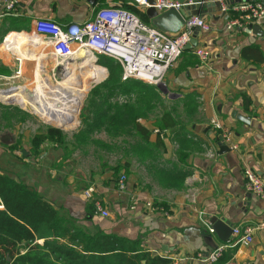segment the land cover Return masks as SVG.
Instances as JSON below:
<instances>
[{
  "label": "crops",
  "instance_id": "obj_1",
  "mask_svg": "<svg viewBox=\"0 0 264 264\" xmlns=\"http://www.w3.org/2000/svg\"><path fill=\"white\" fill-rule=\"evenodd\" d=\"M8 1L0 0V72H14L19 57H23L16 48L7 47L13 33L31 35L40 18L62 26L83 23L93 19L100 8L122 5L123 0H15L12 14L3 15ZM219 1L205 0L198 9L212 30L194 32L197 45L211 50L210 63L194 53L196 45L183 51L163 83L131 79L126 84L124 94H129L130 87L144 88L149 102L159 105L154 119L139 107L136 123L147 133L136 131L138 141L131 144L153 171L154 181L141 185L126 172L124 190L117 189L115 183L111 188H98L94 199L110 212L105 217L88 208L93 201L74 181H62L52 167L57 158L52 165L37 164L31 170L30 158H20L16 150L13 153L20 161L9 162L11 176L36 188L63 216L80 220L89 233L116 234L128 246L172 259L174 264H264V230L255 233L250 246H228L215 262L198 257L234 240L222 241L209 230L214 216L226 219L232 227L255 225L264 219V198L245 188L244 177L245 167L250 166L264 180V19L253 23L260 25L261 35L248 32L251 23L246 21L242 28L227 31L228 20L241 13L230 10L227 17ZM40 51L48 62L55 60L50 47ZM23 61L25 68L27 58ZM37 68L35 61L33 74ZM112 97L108 100L112 104L110 116L117 114L116 106L123 107L121 112L128 115V105L115 104ZM133 107L138 110L137 105ZM214 117L231 131L238 150L212 126ZM0 172L4 173L1 168Z\"/></svg>",
  "mask_w": 264,
  "mask_h": 264
},
{
  "label": "rangeland",
  "instance_id": "obj_2",
  "mask_svg": "<svg viewBox=\"0 0 264 264\" xmlns=\"http://www.w3.org/2000/svg\"><path fill=\"white\" fill-rule=\"evenodd\" d=\"M132 7L135 8L134 6ZM137 10V15L142 17L145 9L141 8L140 10L138 8ZM9 42L6 43L8 48ZM28 46H24L29 48L24 52L18 51V49L21 48L19 47L17 53L27 52L30 57L32 55H35V57L30 59L23 56L24 58H27L24 74L22 78L15 82V84L26 86L30 91L29 95L25 93V91H18L21 99L24 100L25 106H22L18 101L5 102L0 97V168L2 171L10 176L12 175L9 171V162L11 163L15 160L20 161V159L16 157L17 155H14L13 153L18 150L20 158L26 159V156L30 158L28 168L31 170V166L35 167L37 164L43 166L52 165L54 158H57L54 162L55 166H52L53 169L59 176L61 175L63 177L62 181H74L72 183L76 184L77 188L83 189L82 191L85 196L86 190L90 187H93L97 192L98 188H111L113 185L112 183H115V187L120 189V179L118 182L116 181L119 175L126 177L124 184L127 186V173L135 176L138 183L141 185H147L154 181L155 177L153 171L146 167L147 162H144L145 160L140 158L142 155L139 156V151L136 150L137 147L134 146L133 148L135 149H133L131 146L132 143H137L139 138L134 129L129 127L125 128L123 126L115 128V126L109 125V116L108 119L106 118V122L102 125L95 124L89 129L86 127L87 121L89 120L90 122L97 112L96 106L104 101L103 98L109 97L108 90L103 87L109 75L107 68L94 62L95 64L104 67L106 73L102 71L95 73L97 70L94 68L77 69V66L82 61L76 58L68 61V64L70 63V68H65V72L67 73L65 75L62 67L53 69L56 66L55 60H49L48 62L46 55L43 53L40 54V50L45 47L43 44H33ZM41 59H43V61ZM35 61L36 65L39 67V73L35 80H33ZM73 72H75V76L73 75ZM0 73L1 75L6 76H12L14 74L13 71ZM66 77L69 80L74 77L72 79L71 88L67 92V98L65 95L57 93L59 87V84L57 83H63ZM75 78L77 80H75ZM86 78H88V81H86ZM37 79L40 80V84H42V82L46 83L47 80L50 81L51 84L49 83V85L52 90L49 91L46 89L45 91H40V101L45 99L51 100L59 111L66 112L65 116L61 112L62 118L60 120L55 121V118L51 119L39 115L34 111L37 110V108L33 106V101L31 100L36 97V90H38ZM7 82L9 85L12 84L11 80H8ZM5 88H9V86H0V89ZM142 89L144 91V88ZM96 90H98V92H96ZM131 91L132 94H124L122 92L113 94L112 96L114 100L111 102L120 105H137V113L139 112V107L143 106L141 109L145 113L150 114L151 119H154V114L157 115L159 111V105L153 101L149 102V94L145 95L143 91L136 88ZM111 94L112 92L110 91V98ZM1 96L7 95L2 93ZM29 97H31V100ZM144 101H147V104L142 103ZM2 106L9 110H6ZM67 107L68 109L65 110ZM42 113L50 115L56 114V117H58L57 113L51 114L48 113V111H42ZM108 114L109 112H107V115ZM52 128L60 130L63 134V138L58 137L54 141H49L51 138L49 137V139H44L39 145H37L36 136L38 133L43 131L46 133ZM7 138L8 140H6ZM163 151L164 150L160 152L161 157ZM30 152H33L34 155H30ZM161 161L163 162V160ZM36 169L40 168H35L34 170ZM45 171L47 174V170ZM12 177L16 178L14 176ZM160 190L161 188L158 189V191ZM95 197L96 196L94 195V198ZM75 223L77 227L82 228L85 232H90L86 226L81 224L80 220H76Z\"/></svg>",
  "mask_w": 264,
  "mask_h": 264
},
{
  "label": "built area",
  "instance_id": "obj_3",
  "mask_svg": "<svg viewBox=\"0 0 264 264\" xmlns=\"http://www.w3.org/2000/svg\"><path fill=\"white\" fill-rule=\"evenodd\" d=\"M15 2V0L7 2L3 15L12 14ZM220 2L222 12L227 17L230 10L241 13L240 17L228 20L227 31L232 32L242 28L245 21L253 24L256 20L264 19V0H220ZM130 3L136 8L147 9L153 6L159 12H163L172 8L181 10L187 6L203 5L205 0H155L153 4L150 0H130ZM196 29L207 33L212 30V26L203 16L197 14L186 17L185 26L177 33H168L145 22L136 13L118 4L100 8L93 19L83 23L62 26L49 18H40L35 22L34 32L29 34L42 37L43 45L51 48L55 58L56 66L53 69L62 67L65 75L66 66L70 68L68 61L75 59L74 57L83 51L85 55L92 56L95 63H99L100 55L117 60L122 66L123 81L136 79L146 83L161 84L167 72L181 58L185 46L190 42ZM194 53L201 61L210 63L212 52L206 46L197 45ZM23 60V57H19L12 76L0 74V86H9L0 89V97L2 93L8 96L6 99L1 97L5 102L13 101L19 86H24L15 84L23 77ZM8 80H12V84L9 85ZM211 124L221 131V137L231 144L232 149L238 150L231 131L217 117L212 118ZM244 177L245 188L252 194L264 198L263 178L250 166L245 167ZM125 181L126 177L121 176V190L126 188ZM85 194L89 200L95 202L97 213L105 217L109 216V212L94 199L93 187L88 188ZM209 230L213 233L211 226ZM261 230H264V219L255 225L235 226L232 243L216 247L207 256L200 253L198 257L208 262H215L228 246L252 245L255 242V233Z\"/></svg>",
  "mask_w": 264,
  "mask_h": 264
},
{
  "label": "trees",
  "instance_id": "obj_4",
  "mask_svg": "<svg viewBox=\"0 0 264 264\" xmlns=\"http://www.w3.org/2000/svg\"><path fill=\"white\" fill-rule=\"evenodd\" d=\"M122 6L138 14L137 8H133L129 0H123ZM140 18L149 23L145 14ZM98 62L109 72L103 85L108 90L109 97L103 98L104 101L96 106L97 112L90 122L87 121V129L95 124H104L109 116V125L115 128L123 125L146 135V128L136 123L135 107L125 106L128 109L127 115L122 113L123 107L116 106L115 117L107 115L112 108L108 101L109 92H112L111 96L115 93H127L126 84L131 79L121 82L122 66L114 58L100 55ZM100 65L94 64L93 68L97 72L106 73L105 68ZM131 90L132 87L129 94ZM58 137L63 138V134L56 128L46 133L39 132L36 144L39 145L44 139L54 141ZM120 178L119 175L116 181ZM88 208L95 210V202ZM75 221L73 217L63 216L36 188L0 172V264H174L172 259L153 256L136 249L137 247L128 246L116 234L85 232L77 227ZM40 240L43 242H39Z\"/></svg>",
  "mask_w": 264,
  "mask_h": 264
},
{
  "label": "bare ground",
  "instance_id": "obj_5",
  "mask_svg": "<svg viewBox=\"0 0 264 264\" xmlns=\"http://www.w3.org/2000/svg\"><path fill=\"white\" fill-rule=\"evenodd\" d=\"M11 38H12V40H11ZM11 40V41H10ZM42 37H40V36H37V35H27V34H24V33H19V32H15V33H13V35H11V37H8V42H9V48L10 49H12L13 50V48H16V49H18L19 47H21L20 49H18V51H20V52H24L25 50H27V49H29L28 47V45H33V44H44L43 42H42ZM28 46V47H24V46ZM30 53H32V52H30ZM43 54H45V53H43ZM22 56H26L27 58H30V59H33L34 57H35V55H32L31 57L28 55V53L27 52H25V53H22L21 54ZM31 55V54H30ZM43 57H45V56H43ZM75 59L77 58V59H80L82 62L77 66V69H83V68H93V65L95 64L94 63V58L92 57V56H87V55H85V53L83 52V51H81V52H79V54L78 55H76V57H74ZM30 59H28V60H30ZM74 60V59H73ZM62 64H64L65 65V63L64 62H62ZM70 64V63H69ZM37 66V65H36ZM74 66H76V65H74ZM66 68H67V66H66ZM73 70V69H72ZM39 71V67L37 68V70H35V74H34V76L36 77L37 76V74L39 73L38 72ZM95 73H99V72H97V71H95ZM73 75L75 76L76 74H75V72H73ZM73 75H71V76H73ZM40 76V75H39ZM74 78V77H73ZM72 78V79H73ZM72 79L71 80H69L67 77L65 78V80H64V82L63 83H59V87H58V90H57V93H59V94H63V95H65V97L67 98V92L69 91V89L71 88V83H72ZM75 80H77L76 78H75ZM79 80H80V78H79ZM12 81V80H11ZM37 89L38 90H36V97L35 98H33L32 100H31V97H29V99L31 100V101H33L32 102V104H33V106H35L36 108H37V110L38 111H41V112H38L37 110H34L36 113H38L39 115H42V116H45V117H49V118H51V119H54L55 118V121H58V120H60L61 118H62V114H61V112L63 113V115L65 116V113L66 112H63V111H59L58 110V108H56V106L54 105V103H53V101H51V100H48V99H45V100H42V101H40L41 100V97L39 96V93H40V91H45L46 89H48L49 91H51L52 90V88H51V86L49 85V83H50V81H46V83L45 82H42V84H40L39 83V81L40 80H38L37 79ZM86 81H88V78H86ZM51 84V83H50ZM73 84H74V82H73ZM36 85V84H35ZM33 90V89H32ZM18 91H25V93H27L28 95L30 94V91H29V89L26 87V86H19V90ZM60 96H62V95H60ZM3 99H6V98H8V96H1ZM65 99V98H64ZM13 101H18V102H20V104L22 105V106H25V103H24V100H22L21 99V96H20V94L19 93H17L16 94V97H13V99H12ZM66 100V99H65ZM67 101V100H66ZM56 102V101H55ZM68 106H69V108H70V104H69V102H68ZM66 109H68V107L67 108H65V110ZM63 110V109H62ZM42 111H48V113H51V114H55V113H57V116L58 117H56V114L55 115H50V114H47V113H42ZM59 111V112H58ZM61 123H63V122H61Z\"/></svg>",
  "mask_w": 264,
  "mask_h": 264
},
{
  "label": "water",
  "instance_id": "obj_6",
  "mask_svg": "<svg viewBox=\"0 0 264 264\" xmlns=\"http://www.w3.org/2000/svg\"><path fill=\"white\" fill-rule=\"evenodd\" d=\"M153 4L155 0H150ZM184 1V0H180ZM220 5L221 2L219 1ZM202 5H192L187 6L181 10L177 9H168L163 12H159L155 7L151 6L146 9V16L151 22L153 26L156 28L168 32V33H177L185 26V19L191 15L199 14L198 9ZM222 7V6H221ZM189 8H196L194 11H189ZM1 26V21H0ZM248 32H255L256 34H263V30L261 29L260 25L257 24H250L248 27ZM198 44L197 35H193L190 42L185 46L184 50L192 49L194 46ZM243 120L245 118L241 117ZM8 140V138L6 139ZM211 227L213 229V233H217L219 238L222 241H227L233 237V227L231 226L230 222L226 219L219 218L218 216H214L211 219Z\"/></svg>",
  "mask_w": 264,
  "mask_h": 264
}]
</instances>
